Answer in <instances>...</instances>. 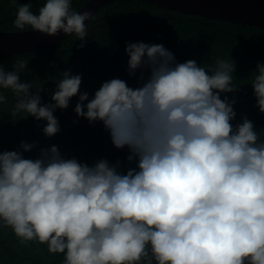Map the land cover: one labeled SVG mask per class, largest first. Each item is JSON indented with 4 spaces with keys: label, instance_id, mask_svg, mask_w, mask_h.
Listing matches in <instances>:
<instances>
[{
    "label": "clouds",
    "instance_id": "1",
    "mask_svg": "<svg viewBox=\"0 0 264 264\" xmlns=\"http://www.w3.org/2000/svg\"><path fill=\"white\" fill-rule=\"evenodd\" d=\"M71 3L45 0L38 13L22 4L14 25L75 36L82 47L93 17ZM125 53L137 86L112 78L90 98L82 75L65 70L47 103L21 81L27 61L0 67V89L16 97L10 116L43 120L52 137L60 131L55 111L78 97L77 116L102 122L114 147L128 150L126 168L66 158L55 144L36 158L25 157L36 142L0 151V226L22 243L47 244L63 264H264V130L246 116L233 124L236 100L221 98L239 88L234 61L205 68L144 41L126 43ZM252 73L264 113V62Z\"/></svg>",
    "mask_w": 264,
    "mask_h": 264
},
{
    "label": "trees",
    "instance_id": "2",
    "mask_svg": "<svg viewBox=\"0 0 264 264\" xmlns=\"http://www.w3.org/2000/svg\"><path fill=\"white\" fill-rule=\"evenodd\" d=\"M88 0H72L73 11L80 10ZM25 3L31 11L38 13L45 0H0V31H17L14 25L17 9ZM88 38L81 41L71 36L62 42L28 53L1 56L0 67L12 70L17 60L27 61L21 73V81L34 83L33 92H39L42 102L50 101L51 93L60 79V73L71 70L82 75L81 91L91 95L102 82L121 78L129 86L138 84L136 77H129V57L125 53L126 43L144 41L163 44L172 51L178 62L189 59L201 67H214L218 59H232L235 64L233 82L239 88L222 93L235 98L237 115L233 124L242 122L246 116L253 121L258 132L264 130V113L256 106V98L250 80L258 62H264V30L255 26L217 20L213 18L173 12L143 0H114L101 8L86 24ZM31 29L26 26L25 29ZM139 71L137 72V76ZM6 97L0 103V151L15 150L21 141L36 142L25 157L36 158L40 148L58 146L66 158L76 157L89 164L107 158L110 162H121L128 166L127 148L117 149L102 122L90 124L86 118L78 117L74 111L78 97H73L67 109H57L54 115L60 123V131L52 137L46 136L42 128L45 121L20 113L10 116L16 103L11 90L0 89ZM264 140V135H261ZM134 166V165H132ZM63 254L48 251L47 244L38 241L24 242L7 226H0V264H63Z\"/></svg>",
    "mask_w": 264,
    "mask_h": 264
},
{
    "label": "water",
    "instance_id": "3",
    "mask_svg": "<svg viewBox=\"0 0 264 264\" xmlns=\"http://www.w3.org/2000/svg\"><path fill=\"white\" fill-rule=\"evenodd\" d=\"M114 0H88L77 12L92 17ZM173 12L248 24L264 30V0H143ZM91 20V19H90ZM89 20V21H90ZM86 21V24L89 22ZM71 36H49L32 29L0 31V57L28 53L64 41Z\"/></svg>",
    "mask_w": 264,
    "mask_h": 264
}]
</instances>
